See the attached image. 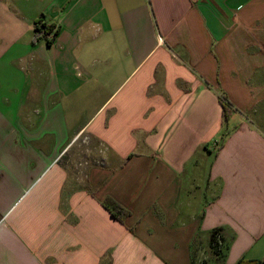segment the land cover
Listing matches in <instances>:
<instances>
[{
  "label": "crops",
  "instance_id": "1",
  "mask_svg": "<svg viewBox=\"0 0 264 264\" xmlns=\"http://www.w3.org/2000/svg\"><path fill=\"white\" fill-rule=\"evenodd\" d=\"M216 227L264 257V0H0V264H192Z\"/></svg>",
  "mask_w": 264,
  "mask_h": 264
},
{
  "label": "trees",
  "instance_id": "2",
  "mask_svg": "<svg viewBox=\"0 0 264 264\" xmlns=\"http://www.w3.org/2000/svg\"><path fill=\"white\" fill-rule=\"evenodd\" d=\"M54 27H55L54 24H46L42 18L38 19L35 24V37L36 38L43 37L46 39L48 43H51L57 35L58 28L55 29L52 38L47 37V33L51 31ZM218 97L222 105V121H223V124L226 125L231 113L238 109L237 107L234 106L232 101H230L227 93L221 88L218 89ZM102 205L116 219H118L119 221L123 223L125 222V218L130 214V210L112 196H106L102 200ZM194 241H195V237H194ZM206 244H207V247H209V249L212 251V256L214 259L213 264H225L224 262H225V258L227 255V250L229 249V245L226 242V239L222 234V227H216L210 231V236ZM194 247L196 248V246ZM195 248L193 250L194 257L192 256V264H204L202 260L198 261L195 259V253H196ZM236 264H264V257L263 258H241Z\"/></svg>",
  "mask_w": 264,
  "mask_h": 264
},
{
  "label": "rangeland",
  "instance_id": "3",
  "mask_svg": "<svg viewBox=\"0 0 264 264\" xmlns=\"http://www.w3.org/2000/svg\"><path fill=\"white\" fill-rule=\"evenodd\" d=\"M186 186L188 188H191V187H194V185L190 182H188V184L186 183ZM192 192H195L196 190H191ZM210 197V193L208 195L207 198ZM207 201H209L210 199H206ZM226 226H224V229H225ZM227 228V227H226ZM227 230V229H226ZM209 236H210V232L207 233V232H204L202 233L200 236H199V239L198 241L200 243L203 244V246H201V252H200V261L202 260L204 262V264H213L214 263V259H213V256H212V251L209 249V247H207V242H208V239H209ZM263 241V240H262ZM261 245L260 242H258L255 246H254V250L258 251L259 249V246Z\"/></svg>",
  "mask_w": 264,
  "mask_h": 264
},
{
  "label": "built area",
  "instance_id": "4",
  "mask_svg": "<svg viewBox=\"0 0 264 264\" xmlns=\"http://www.w3.org/2000/svg\"><path fill=\"white\" fill-rule=\"evenodd\" d=\"M39 26H40V24H39ZM55 29H56V27H54L51 31H49V32L47 33V37L52 38ZM42 30H43V29H42Z\"/></svg>",
  "mask_w": 264,
  "mask_h": 264
}]
</instances>
